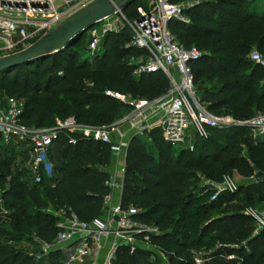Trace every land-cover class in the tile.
<instances>
[{"label":"trees","instance_id":"1","mask_svg":"<svg viewBox=\"0 0 264 264\" xmlns=\"http://www.w3.org/2000/svg\"><path fill=\"white\" fill-rule=\"evenodd\" d=\"M139 5L147 6L133 0L121 12L134 19ZM254 7V0H203L182 9L187 23H167L182 47L201 52L190 62L198 99L211 113L222 111L238 121L264 113V68L249 58L252 51L264 58V12ZM78 41L71 39L46 57L0 70V91L22 103L20 123L47 127L56 118L73 117L80 124H108L128 107L105 90L147 100L166 91L162 71L132 74V59L142 51L129 45L127 25L107 31L87 57L77 50ZM250 130L247 125L210 128L207 137L195 136L191 150L174 149L158 128L130 136L120 203L135 206L138 219L158 228L150 241L167 264H193L196 253L201 264H264V229L253 232L254 220L244 213L254 202L264 206V181L248 185L243 206L216 217L210 213L241 190L223 191L211 200V188L195 186L199 176L218 182L232 171L241 177L264 172V131L253 137ZM70 135L73 144L61 133L48 146L51 175L38 183L27 167L11 168L7 146L0 141V264H33V255L13 244L27 230L36 241L50 244L60 231L57 211L63 216L74 213L83 222L98 217L109 193V174L103 168L110 163V144ZM36 256L42 259L39 251ZM45 260L51 262L52 254ZM114 263L162 264L150 250L123 246L116 250Z\"/></svg>","mask_w":264,"mask_h":264},{"label":"built area","instance_id":"2","mask_svg":"<svg viewBox=\"0 0 264 264\" xmlns=\"http://www.w3.org/2000/svg\"><path fill=\"white\" fill-rule=\"evenodd\" d=\"M91 0H0V58L19 52L40 36L51 30L55 24ZM184 7L170 0H147L144 8H135L136 17L128 20L120 9L88 28L87 50L98 49L107 31H117L124 24L130 31L129 45L138 48L142 54L132 59V74L160 70L167 78V89L151 100L105 90L104 94L119 100L128 110L116 120L103 125L80 124L73 117L54 119L47 127L26 126L18 121L22 103L7 99L0 108V136L6 144L11 138H18L27 145V168L33 181L38 183L42 176L51 175L46 151L51 142L63 133L67 142L74 143L70 135H78L110 144V153L124 157L127 142L132 135H146L153 128L160 129L164 141L172 145H183L191 150L195 136L207 137L210 128H223L231 125H247L257 133L264 131V113L238 121L229 114H214L208 111L194 92L190 62L201 52L195 47H182L170 33L167 23L176 19L183 23L189 21L182 13ZM250 60L264 68V58L257 52L249 54ZM123 164L119 166L120 177L110 176L105 181L109 193L104 197L108 203L113 188L121 190ZM213 200L223 191L236 188L230 176L211 184ZM56 222L60 228L54 240L47 246L63 249L62 264H115V252L123 246L129 251L142 248L154 252L161 260L165 257L150 238L160 231L153 224L148 226L138 219L139 210L133 205L123 206L120 202L111 204L107 217L94 218L90 222L80 221L74 213ZM255 223L256 229H264V210L251 207L244 209ZM104 249V250H103ZM229 258L232 256H228ZM193 264H201L196 253Z\"/></svg>","mask_w":264,"mask_h":264},{"label":"rangeland","instance_id":"3","mask_svg":"<svg viewBox=\"0 0 264 264\" xmlns=\"http://www.w3.org/2000/svg\"><path fill=\"white\" fill-rule=\"evenodd\" d=\"M138 2L141 3H145L147 5V0H137ZM203 0H180L177 4H179L182 7H190L193 5H196L200 2H202ZM255 2V11L257 13L260 12H264V0H254ZM87 40H88V36H87V31L85 30L79 37V41L78 44L76 46L77 50L81 53L82 56H89L90 52L87 50ZM194 92L195 95L197 96V98H200L199 94L197 93V86L195 84L194 87ZM7 98L1 91H0V108L4 107ZM16 100V99H15ZM220 114H225L224 112L221 111ZM257 131L256 130H250V134L251 136H253V134H256ZM259 135V134H258ZM1 143L2 139L0 140ZM7 146V157L10 160V166L11 168H20V167H27V158H28V154L26 153L27 150V145L24 141L19 140L18 138H11L6 144H4ZM181 146L183 145H173L174 149L177 148H182ZM241 154V151H240ZM111 155V154H110ZM125 155V152H124ZM117 160V162L119 161V163L113 165L115 166V168H118L120 166V164H123V167L125 166V160L124 157L118 155L117 156H112L110 157V166H112L113 159ZM113 162V163H112ZM115 177H120V172L119 170L115 171ZM231 177V179L233 180L235 186H236V190H241L237 197L231 201V202H223L221 204L218 205V207L216 209H214L211 213L210 216H221L222 214H225L227 212H231L233 209L239 208L241 206L244 205V202H242V197L244 194V190L248 187L249 184L254 183L253 180V175L250 177H241L239 176L235 171H232L231 174L229 175ZM213 183V181L204 179L203 177H198V180L196 181V188H200V187H211V184ZM263 204L260 202H254L253 206L251 208L257 210V211H263ZM55 217H56V222L62 220V216L59 213H54ZM143 223L145 225H149L150 223L143 221ZM5 229H7V227H4ZM256 226H254V230L253 232H256ZM37 239L34 237L32 230H27V233H24V237L19 240L18 242H14V246L22 249L26 252H29L30 254L33 255V264H62L63 260H64V253H63V249L59 248L58 246H47L44 247L43 243H40L38 241H36ZM41 252L42 254V259L37 258L36 254L37 252ZM153 255L155 254L154 252H152ZM48 254H52L53 260H51V262H48L47 260H45L48 257ZM156 255V254H155ZM200 256V254H199ZM162 264H167L166 261L164 259H161Z\"/></svg>","mask_w":264,"mask_h":264},{"label":"water","instance_id":"4","mask_svg":"<svg viewBox=\"0 0 264 264\" xmlns=\"http://www.w3.org/2000/svg\"><path fill=\"white\" fill-rule=\"evenodd\" d=\"M133 0H91L36 39L25 49L1 57L0 70L26 64L36 58L46 57L62 49L71 39L77 40L80 35L102 18L111 15L115 9L126 7ZM254 182L264 181V172L253 174ZM41 252H39V255Z\"/></svg>","mask_w":264,"mask_h":264},{"label":"crops","instance_id":"5","mask_svg":"<svg viewBox=\"0 0 264 264\" xmlns=\"http://www.w3.org/2000/svg\"><path fill=\"white\" fill-rule=\"evenodd\" d=\"M114 156V155H112ZM118 157V156H117ZM114 162V163H113ZM113 164L112 166H110V163L108 166H106L105 168H103L104 171H106L110 176H115V171H117L119 169L118 168H115V164L119 163V161L117 162L116 158L113 159ZM121 165V164H120ZM118 178V177H117ZM120 195H121V190L118 189V188H113L110 192V198H109V202L108 203H105L103 204V207L98 215L99 218L101 219H104L107 217V214H108V209L110 207L111 204H114V203H117V202H120ZM104 250V249H103Z\"/></svg>","mask_w":264,"mask_h":264}]
</instances>
